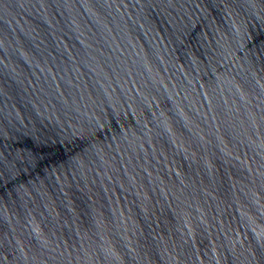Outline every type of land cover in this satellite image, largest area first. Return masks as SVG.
<instances>
[{"label": "water", "instance_id": "water-1", "mask_svg": "<svg viewBox=\"0 0 264 264\" xmlns=\"http://www.w3.org/2000/svg\"><path fill=\"white\" fill-rule=\"evenodd\" d=\"M0 264H264V0H0Z\"/></svg>", "mask_w": 264, "mask_h": 264}]
</instances>
